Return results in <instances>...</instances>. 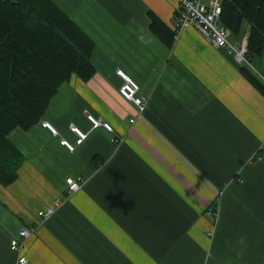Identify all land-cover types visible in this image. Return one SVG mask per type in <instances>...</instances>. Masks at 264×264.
<instances>
[{
	"label": "crops",
	"instance_id": "1",
	"mask_svg": "<svg viewBox=\"0 0 264 264\" xmlns=\"http://www.w3.org/2000/svg\"><path fill=\"white\" fill-rule=\"evenodd\" d=\"M53 1L94 41L95 71L72 74L37 124L8 134L23 160L0 184V264H17L9 241L29 225L26 264H264V94L243 71L264 86V42L243 68L193 25L174 28L178 0ZM117 69L147 95L143 111ZM71 124L88 132L79 144Z\"/></svg>",
	"mask_w": 264,
	"mask_h": 264
},
{
	"label": "trees",
	"instance_id": "2",
	"mask_svg": "<svg viewBox=\"0 0 264 264\" xmlns=\"http://www.w3.org/2000/svg\"><path fill=\"white\" fill-rule=\"evenodd\" d=\"M221 21L236 39L248 32L249 57L261 50L264 0H224ZM158 22L151 15L152 29ZM94 46L53 0H0V184L16 180L23 160L9 132L37 124L59 86L72 74L82 80L92 76ZM243 71L264 94L258 79Z\"/></svg>",
	"mask_w": 264,
	"mask_h": 264
},
{
	"label": "built area",
	"instance_id": "3",
	"mask_svg": "<svg viewBox=\"0 0 264 264\" xmlns=\"http://www.w3.org/2000/svg\"><path fill=\"white\" fill-rule=\"evenodd\" d=\"M224 0H178L179 9L176 29L180 30L186 25H193L202 36L209 41L213 46L224 49L227 53L232 55L234 60L240 65L247 64L249 59L248 53V32L244 33L234 42L231 30L225 26L221 21L222 3ZM116 73L122 78V84L119 87L121 95L132 101L139 111H143L146 107L148 97L145 94H140V87L138 83L127 75L122 69H117ZM88 119L91 122V129L102 126L108 131L114 132L113 126L108 121L95 118L88 114ZM131 119L130 121H133ZM42 125L48 127L52 133H56V129L48 122L42 121ZM70 129L76 134L75 143H81L88 132H84L76 125L71 124ZM122 138L114 137L112 141H119ZM61 143L66 145L70 150H74L75 144L62 138ZM66 196L79 190L85 183L83 176H67ZM65 200L64 196L56 197L53 204L48 205L44 209L38 210L37 214L41 220H46L52 216L57 207ZM213 214H217L216 209L210 208ZM36 225L22 226L18 233L11 237L9 241L10 249L17 253V264H26L28 261L26 252L28 250L27 239L34 233Z\"/></svg>",
	"mask_w": 264,
	"mask_h": 264
},
{
	"label": "rangeland",
	"instance_id": "4",
	"mask_svg": "<svg viewBox=\"0 0 264 264\" xmlns=\"http://www.w3.org/2000/svg\"><path fill=\"white\" fill-rule=\"evenodd\" d=\"M231 39H232V37H231ZM233 39H234V37H233ZM214 209H216L215 207H213ZM216 212H217V210H216ZM212 213V212H211ZM213 214V213H212ZM215 215V214H214Z\"/></svg>",
	"mask_w": 264,
	"mask_h": 264
}]
</instances>
